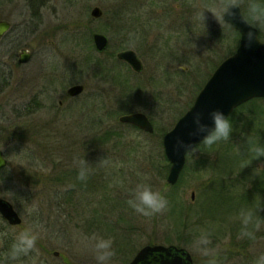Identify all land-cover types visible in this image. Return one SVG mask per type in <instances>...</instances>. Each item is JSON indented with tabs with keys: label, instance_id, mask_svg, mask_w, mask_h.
I'll return each instance as SVG.
<instances>
[{
	"label": "rangeland",
	"instance_id": "obj_1",
	"mask_svg": "<svg viewBox=\"0 0 264 264\" xmlns=\"http://www.w3.org/2000/svg\"><path fill=\"white\" fill-rule=\"evenodd\" d=\"M212 2L0 0V20L12 24L0 37V84L9 81L0 93V147L8 160L0 170V197L9 200L23 217L21 225L8 228L0 218V233L15 238L34 222L42 225L36 250L19 264H96L93 236L113 239L115 256L110 264H129L147 244L186 248L194 264H208L212 258L216 264H253L264 254V224L254 240L240 236L238 212L247 205L240 195L247 189L252 194V184L235 182L228 193L220 181L222 175L200 164L210 155L203 145L187 154L179 185L168 187L164 176L165 167L170 169L163 146L165 133L190 109L216 67L240 43V34L226 22L221 26L211 13H205L204 24L194 20L196 12ZM95 6L102 8L103 19L92 16ZM115 13L131 18L130 34L114 21L111 25L107 17ZM130 22L125 21V27ZM96 32L110 39L104 54L92 52ZM260 36L264 39V32ZM22 48L32 58L19 66ZM125 49L137 52L144 64L142 72L117 58ZM75 84H84L85 90L70 98L67 89ZM41 92L46 108L27 115L26 105ZM135 112L149 117L152 133L119 120ZM106 131L119 132L121 137L107 144L95 142L96 134ZM49 152L55 157L68 153V166L73 168L85 158L90 164V183L78 188L72 180L66 186L41 182V176L53 174ZM216 156L217 152L210 155L213 161ZM106 158V165L98 164ZM145 175L154 189L177 192L181 201L177 211L185 208L182 213L185 224L191 225L190 237L177 235L174 219L179 220L170 208L146 218L128 206L130 191L145 182ZM238 177L237 172L228 178L237 181ZM69 189L73 193L68 195ZM64 195L70 201L63 202ZM255 195L259 201V193ZM32 205L38 212L29 216L26 209ZM261 217L264 221V213ZM103 222L105 227L98 226ZM201 231L211 234L212 257L192 249ZM113 232H120L131 243L119 238L118 244ZM5 236L0 237V254Z\"/></svg>",
	"mask_w": 264,
	"mask_h": 264
},
{
	"label": "water",
	"instance_id": "obj_2",
	"mask_svg": "<svg viewBox=\"0 0 264 264\" xmlns=\"http://www.w3.org/2000/svg\"><path fill=\"white\" fill-rule=\"evenodd\" d=\"M235 11L236 18L226 15L225 20L241 34L237 50L218 65L198 93L190 109L163 137L165 155L170 162L167 182L171 185L178 182L187 161V154L183 148L179 152L175 150L176 138L179 136L193 146L198 145L202 139V135L195 137L189 135V132L196 128L193 123L195 113H203V122L211 125L209 114L212 111L220 110L229 118L240 105L255 98H264V44L256 41L250 48L247 46L246 37L250 29L240 21V10ZM91 14L99 18L103 15V10L95 6ZM10 28L9 21L1 20L0 36H3ZM93 41L99 53H103L110 43L109 37L99 32L93 34ZM19 56V61L24 63L29 61L32 54L27 48H22ZM117 57L129 63L137 72L144 69L141 58L133 49L120 51ZM84 90V84H75L68 88L67 94L77 96ZM119 120L150 133L154 131L153 123L143 112L125 114L120 116ZM6 159L3 151H0V169L7 166L8 160ZM0 212L11 224L22 223V218L14 205L5 198H0ZM58 254L57 252L56 255ZM129 264H194V258L186 248L174 244H147L140 248Z\"/></svg>",
	"mask_w": 264,
	"mask_h": 264
},
{
	"label": "clouds",
	"instance_id": "obj_3",
	"mask_svg": "<svg viewBox=\"0 0 264 264\" xmlns=\"http://www.w3.org/2000/svg\"><path fill=\"white\" fill-rule=\"evenodd\" d=\"M236 9L240 10V21L249 27L247 32V46L250 48L252 44L258 41L264 44V39L261 38L260 33L264 32V3L260 0H213L211 4L202 6L195 14L194 20L204 24L206 19L205 13H211L214 19L221 25L225 22V16L236 18ZM211 125L203 122V113L197 112L193 117V123L196 128L189 132V135L195 137L202 135L198 145H204L211 149L214 145L220 142H227L232 133L233 126L229 119L220 110L212 111L209 114ZM250 145L249 155L250 161L264 158V146L259 143L253 144L252 141H247ZM198 145L193 146L188 144L181 137L176 138L175 150L179 152L182 148L185 153H194L198 150ZM3 148H0L2 151ZM7 160V159H6ZM108 163L107 158L102 159L98 164L103 166ZM251 163L242 164L244 169ZM85 160L78 162V179L86 180L88 178L90 167ZM144 181L138 183L134 189L130 191V198L127 200L128 206L146 218H152L156 215H162L169 210V201L166 195L160 190L154 189L151 184L147 183L150 179L147 175L144 176ZM264 210V208H241L238 212V218L241 223V238L247 237L254 240L255 232L259 231L264 221L260 219L257 212ZM38 212L35 205L26 209V214L29 216ZM23 219V217H22ZM42 230V225L34 222L30 227L20 231L14 238L13 243L8 250L0 255V264H19L23 257L29 256L36 250L39 233ZM6 233H0V237L5 236ZM212 244L211 234L207 231H201L199 235L195 236L192 242V249L205 257H212L213 250L210 247ZM114 241L112 238H104L102 236L91 237V247L94 252L96 264H110L111 259L115 256ZM208 264H216L214 258L209 259ZM253 264H264V254H261Z\"/></svg>",
	"mask_w": 264,
	"mask_h": 264
},
{
	"label": "trees",
	"instance_id": "obj_4",
	"mask_svg": "<svg viewBox=\"0 0 264 264\" xmlns=\"http://www.w3.org/2000/svg\"><path fill=\"white\" fill-rule=\"evenodd\" d=\"M125 30L128 31L127 33L130 34V31L128 30L127 27ZM235 31L237 30L235 29ZM94 47L95 46H91V48L93 49L92 52L95 51ZM90 58H94V57L89 56V59ZM228 119H229V122L233 126V133L230 139L227 142H220L218 145H214L211 149L203 145L205 147L204 152L210 155L217 152V156H216L217 160L213 161L209 155L208 157L202 159L200 164L204 168H207L209 166L211 169H214L216 173L222 175V178L220 181L222 183L223 188L228 193L231 191V188L235 185V182H238V183L242 182L243 185L250 182L253 187L250 191L252 194L248 193L249 192L248 189L245 190L243 194L240 195L241 201L247 202L246 208H253V209H256L257 207L264 208V167L260 168L259 166L260 163H264V158H261L259 160H253L251 163L250 155H249L250 145L247 142L250 140L252 141L253 144L259 143L260 145L264 146V98H255V99H252L242 104L241 106L235 109V111L230 115ZM118 136L121 137V134L119 132L106 131L104 134H96L95 142L107 144L109 141L113 140L115 137H118ZM49 140H51V138ZM51 144L54 145V142H51ZM58 145L62 147L60 143H58ZM201 145H198V147ZM62 150L60 152H62ZM48 155L49 156L51 155L50 158H47V160H48V163H52L53 174L49 176H44V175L41 176L40 178L41 182L55 183L59 186H66L68 182L72 180V181H75L74 186L78 188H82V187L85 188L86 185L90 183L91 174L89 173L88 178L86 180L82 181L78 179L79 169L68 166L69 165L68 161L70 159H68L66 156L55 157L52 154V152H49ZM248 163H251V164L249 166H246L244 169L241 167L242 164H248ZM184 169H186V165ZM164 170H165L164 176L166 175L168 176L169 165L166 166ZM237 172H238L239 179H236L237 181H235V179L230 180L231 175L237 174ZM181 177L182 175L180 176V179L178 180V182L174 184V186L169 184L168 182H167V186L176 187L177 185L181 183ZM212 180L215 182V177ZM170 189H171L170 191L166 192V190H162L161 192H163L166 195L169 201V208H170L172 215L175 213V215H177L178 217L179 222H177L174 219V222H175L174 227H176L175 232L177 233L178 236L185 237L186 236L185 233H187V237H190V235H188L189 233L188 229L191 225L189 224L187 225V223L185 224L184 219L186 217L184 218L183 213H182V211H184L185 208L180 207V210H181L180 213L177 211L178 205H180L179 203L181 201L178 197L177 192L174 191L173 188H170ZM72 191L73 190L69 189L67 191V194L69 195ZM256 193L257 194L259 193V201H257V197L255 195ZM61 198H63L62 199L63 202H65L66 200L70 201V196L65 197L64 195ZM251 198H252V201H251ZM263 213H264V210H261L259 212L260 219H262L261 215ZM94 224L95 223H92V225ZM106 224L107 223L100 224V225L98 224V226L105 227ZM113 234H115V236L118 239L124 238L126 239L127 242L130 241L124 236H121L120 232H116V233L113 232ZM121 239H119L118 244H120ZM169 240L170 239H168V241ZM9 242H11V240H9L8 243ZM11 243H13V241ZM118 244L116 242V245ZM119 249H121L123 253L127 252V250L120 247V245H119ZM69 263L72 264L70 261Z\"/></svg>",
	"mask_w": 264,
	"mask_h": 264
},
{
	"label": "flooded vegetation",
	"instance_id": "obj_5",
	"mask_svg": "<svg viewBox=\"0 0 264 264\" xmlns=\"http://www.w3.org/2000/svg\"><path fill=\"white\" fill-rule=\"evenodd\" d=\"M116 11H119V10H116ZM123 15H121V14H119V13H115L114 15H113V17H107V19H110L111 20V25H112V23H113V21L114 22H116L119 26L121 25V26H123V28L124 29H126V27H125V21H127V22H130L131 21V18H129V19H126V18H123L122 17ZM104 18V16L102 15V16H100L99 17V19H103ZM1 21V20H0ZM7 21V20H6ZM11 23V22H10ZM131 23H132V21L130 22V23H128L127 25H128V30H130L131 29V27H132V25H131ZM229 24V23H228ZM229 25H231V24H229ZM11 26H12V24H11ZM232 26V25H231ZM11 29V28H10ZM10 29L7 31V32H5V34L3 35V36H0L1 38L2 37H4L9 31H10ZM240 34V33H239ZM240 38H241V34H240ZM31 58H32V56H31ZM31 58L29 59V61L31 60ZM29 61H27V62H24V63H22V62H20L19 61V58H18V65L20 66V65H26ZM124 62H126V61H124ZM143 62V61H142ZM127 63V62H126ZM127 64H129V63H127ZM130 65V64H129ZM144 65V64H143ZM131 66V65H130ZM131 68H132V66H131ZM133 69V68H132ZM134 70V69H133ZM144 70V69H143ZM135 71V70H134ZM135 72H137V71H135ZM142 72V71H141ZM137 73H140V72H137ZM9 83V81H4L2 84H0V93L2 92V90L4 89L3 87L4 86H6L7 84ZM51 90V89H50ZM68 90V89H67ZM44 93L43 92H41V93H39V94H37L34 98H32V100L30 101V103L29 104H27L26 105V109L24 110L26 113H27V115H29V114H31V113H33V112H38V110L39 109H42V108H46V101H45V99H44ZM68 95V94H67ZM78 96V95H77ZM68 97H70V98H73V97H76V96H69L68 95ZM59 103H60V105H62L63 104V101L62 100H60L59 101ZM24 113V112H23ZM23 113L21 114V116H23ZM51 137V133L49 134V138ZM3 151V150H2ZM4 153V152H3ZM67 155H69L68 153H66L65 154V156L68 158V156ZM5 156V155H4ZM69 159V158H68ZM70 161V160H69ZM69 161H68V164H69ZM8 165V164H7ZM7 167V166H6ZM6 167H4V168H6ZM4 168H2V169H4ZM2 169H0V170H2ZM0 198H2V197H0ZM15 208V207H14ZM16 209V208H15ZM17 211V210H16ZM18 212V211H17ZM19 213V212H18ZM19 215H20V213H19ZM20 217H21V215H20ZM0 218L2 219V221H3V223H4V225H5V228H8V227H16V226H19V225H21L22 223H23V219H22V223L21 224H18V225H15V224H11L6 218H4L3 217V215L1 214V212H0ZM22 218V217H21ZM10 236V238L8 239L7 237L8 236ZM7 236V237H6ZM6 238H5V248H3V249H1L2 251H1V253H4V252H6L7 250H8V246L10 247V245L12 244L11 242L12 241H14V237H13V235H11V234H7L6 233ZM9 240H11V242H9L8 243V241Z\"/></svg>",
	"mask_w": 264,
	"mask_h": 264
}]
</instances>
